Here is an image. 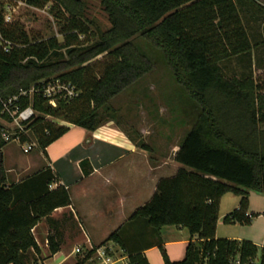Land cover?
Returning <instances> with one entry per match:
<instances>
[{
  "label": "trees",
  "instance_id": "16d2710c",
  "mask_svg": "<svg viewBox=\"0 0 264 264\" xmlns=\"http://www.w3.org/2000/svg\"><path fill=\"white\" fill-rule=\"evenodd\" d=\"M97 1L110 23L104 31L90 18L86 0H27L41 9L53 2L63 25V43L31 37L20 23H7L0 9V117L11 121L3 113V101L41 80L74 84L80 95L70 102L61 100L53 106L35 96L33 106L40 116L25 123L28 134H20L22 144L35 140L47 156L48 146L70 127L46 116L91 134L114 118L110 103L117 96L140 84L157 65L165 66L188 100L182 114L189 130L175 156L182 167L174 176L161 178L151 200L99 246H119L128 255L127 264H150L144 250L155 244L165 264H231L236 257L251 264L259 255L257 245L216 237L225 195L232 193L241 201L224 222L249 225L257 214L248 213V193L264 194V86L253 75L228 77L221 65L237 57L241 64L247 59L246 68L252 69L254 45L240 14L241 0ZM248 1L257 5L256 0ZM138 40L158 52L143 50ZM101 56L109 60L97 71L92 64ZM29 104V98H21L22 108ZM3 145L0 264L35 263L31 251L35 256L40 253L35 226L44 218L53 225V212L70 206L71 196L65 186L50 188L55 174L48 168L9 187ZM166 226L187 228L191 235L181 261H171L162 244L161 230ZM60 246L55 236L49 237L51 254ZM259 264H264V249Z\"/></svg>",
  "mask_w": 264,
  "mask_h": 264
},
{
  "label": "crops",
  "instance_id": "0c3cea01",
  "mask_svg": "<svg viewBox=\"0 0 264 264\" xmlns=\"http://www.w3.org/2000/svg\"><path fill=\"white\" fill-rule=\"evenodd\" d=\"M76 127L78 126L72 125L67 134L48 146L47 156L39 150L43 164L30 158L24 166L7 167V156L5 151H2L9 187L18 185L48 168L55 174L50 188L65 186L71 196L70 206L58 208L53 212V225L44 218L35 226L33 233L40 253L35 256L31 251V255L37 259V262L32 261L31 264H95L79 263L75 251L78 245L97 247L104 243L139 207L151 200L161 178L174 176L182 167L175 160L178 150L172 162L151 159L148 150L137 147L118 127L107 124L91 134L83 128L73 131ZM227 195L221 199L220 211ZM240 201L241 197L237 201L236 209L239 208ZM263 212L261 215L264 216ZM220 219L219 213V221ZM173 227L182 231L187 228L166 226L161 230L162 244L168 247L171 259L176 257L177 260L183 252L181 249L179 255L175 250V256L173 248L177 245L188 246L191 235L187 240H166L165 230H173ZM50 236H55L61 245L54 255L49 250ZM216 237L219 238L217 234ZM228 239L243 241V238ZM195 240L196 237L193 238V241ZM253 243L264 249V242L261 246ZM109 244L116 249V259L121 258L115 264H127L128 255L119 246ZM157 248L159 247L155 244L144 250V253L151 264H165L164 260L162 262L158 256L154 257L155 254H152ZM186 249L187 247L185 255ZM261 251L259 250L258 256Z\"/></svg>",
  "mask_w": 264,
  "mask_h": 264
},
{
  "label": "rangeland",
  "instance_id": "374dc122",
  "mask_svg": "<svg viewBox=\"0 0 264 264\" xmlns=\"http://www.w3.org/2000/svg\"><path fill=\"white\" fill-rule=\"evenodd\" d=\"M86 1L89 5L88 14L90 18L96 20L103 31L108 29L110 23L99 2L97 0ZM256 1L257 5H252L248 0H241L240 3L238 0L240 14L254 45L250 58L252 69L248 70L246 68L247 59H243L244 63L241 64V61L237 57L224 60L221 65L228 77L253 75L258 83L264 86V0ZM11 16L12 21L20 23L33 38H56L60 43L64 42V36L61 33L63 25L57 19V11L53 10V2L48 3L42 9L17 5L15 10L12 11ZM80 39L86 42L85 37H81ZM136 42L145 51L158 52L146 42L143 43L139 40ZM108 60V57L101 56L92 65L99 71L105 67ZM186 101H188L187 95L183 88L174 81L168 69L160 64L140 84L117 96L110 103L115 109L116 114L113 119H110L103 126L110 124L121 129L137 147L142 148L145 146L152 157L151 159L172 162L176 150L179 149L184 135L189 130V125L184 123L182 114L183 107L186 108L187 106ZM45 118L47 119L48 116ZM49 119L55 121L59 126H72L62 119L51 117ZM2 128L13 133V126L0 117V143H4L2 150L5 151L7 156V167H10V165L24 166L30 158L37 159L38 163L43 164L41 153L38 149L33 150L30 154L24 153L20 142L15 140L6 141L4 139L3 133L5 131L2 132ZM78 129L81 130L82 128L76 127L73 131H77ZM248 199V211L257 214L252 223L241 225L239 223L228 224L224 222L227 214L236 210V204L239 200V197L229 193L221 207V219L218 224L217 235L223 239L243 238L242 240L255 242L261 246L264 242V216L261 215L264 211V194L249 191ZM172 229L165 230L166 240L189 239L190 233L188 229H184L183 231L176 227ZM80 246L87 248V250L84 253L82 252V254L77 253L79 263H91L90 259L93 253H91L90 247L78 245V247ZM183 247L177 245L173 248V254L175 250L179 252V255L181 254V249L183 252L175 260L176 257H172L173 259H171L168 254V247L164 246L171 261H181L185 258V248L187 245ZM259 250H262L261 247H259ZM152 254H155L154 257L158 256L163 262L164 258L160 248H157ZM174 255L176 256V253Z\"/></svg>",
  "mask_w": 264,
  "mask_h": 264
},
{
  "label": "built area",
  "instance_id": "2783aa9c",
  "mask_svg": "<svg viewBox=\"0 0 264 264\" xmlns=\"http://www.w3.org/2000/svg\"><path fill=\"white\" fill-rule=\"evenodd\" d=\"M17 5H26L27 7L38 9L30 4L27 0H0V9L4 13L5 21L11 23L12 11L15 10ZM6 51L8 49L6 48ZM80 95L79 89L72 84L71 82H65L61 79H52V80H41L36 86L32 87L28 91H22L19 95L8 98L6 101H3V113L7 114L11 121L6 122L13 126V133L9 130H3V136L6 141L15 140L20 142L21 147L24 153L29 154L33 150L38 148L37 142L30 140L25 143H21V133L28 134L25 123H31L36 117L39 116V112L34 108L33 101L35 96L43 97V99L53 106H56L61 100L70 102L78 98ZM29 98L30 104L22 108L21 98ZM51 116H48L49 119ZM264 214V212H263ZM91 252H94L90 262L95 264H115L121 258L116 259V249L113 245L107 244L89 248ZM87 248L83 246L76 248V254L86 252ZM260 256L257 259L251 261V264H259ZM231 264H242L240 257H236L231 261Z\"/></svg>",
  "mask_w": 264,
  "mask_h": 264
}]
</instances>
